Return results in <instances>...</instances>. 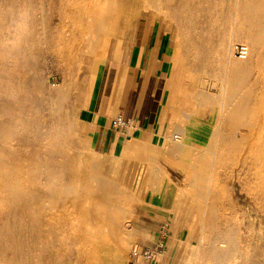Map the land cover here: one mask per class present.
<instances>
[{
    "label": "rangeland",
    "instance_id": "rangeland-1",
    "mask_svg": "<svg viewBox=\"0 0 264 264\" xmlns=\"http://www.w3.org/2000/svg\"><path fill=\"white\" fill-rule=\"evenodd\" d=\"M235 2L0 0V123L3 122L0 157L11 170L9 183L14 186L12 193L0 192V195L4 193L0 196V264H54L55 261V264H129L134 261L132 248L135 245L146 247L138 229L143 224V214L150 210L145 203L152 193L162 191L153 187L162 186L168 180L164 162L167 160L165 150L170 147L183 162L181 168L184 169L179 174L177 189L174 188L181 206L179 212L183 210L179 218L187 230L195 231V237L187 235L180 247L184 255L182 263L229 264L235 257L238 260L235 264H264V260L261 261L264 259V226H261L264 225V196L259 198L260 179L249 150L264 120V113L259 109L264 103V63L258 60L264 58V49L263 41L256 36L248 20L242 28L243 35L233 39L231 18ZM146 23L152 26V37L156 36L157 43L164 49L162 57L171 70L172 82L167 96L169 100L176 97L177 101L176 118L169 127L170 132L180 135L181 139L169 140L163 145L136 138L132 131L123 132L124 140L117 155L103 156L93 150L86 119L112 45L117 47L132 39L137 27H142V32ZM93 35H98L96 41ZM251 37L256 43L252 61L243 67L232 65L230 69V60L232 63L241 60L235 52L237 46H245L247 38ZM217 42L225 45V53L216 50ZM218 53L225 54H221L223 59ZM225 68L233 71L229 74L232 84L237 76L242 83L226 102L221 118L219 99ZM248 94L251 96L249 114L237 121L229 113L231 107ZM5 128L10 131L9 141L2 137ZM219 131L221 137L217 136ZM154 153L158 154L155 159ZM196 159L201 161L200 168L197 166L201 169L198 190L195 189ZM96 180L107 186L94 193ZM214 185H218V189ZM108 186L119 193L117 204L127 212L124 227L130 232L129 243L121 258L110 253L97 261L87 260L77 246L70 228L71 220L57 212L41 213L31 199L53 187L76 194L82 207L84 198L105 194ZM55 236L65 238L67 245L58 242ZM159 240L158 232L154 245Z\"/></svg>",
    "mask_w": 264,
    "mask_h": 264
},
{
    "label": "crops",
    "instance_id": "crops-1",
    "mask_svg": "<svg viewBox=\"0 0 264 264\" xmlns=\"http://www.w3.org/2000/svg\"><path fill=\"white\" fill-rule=\"evenodd\" d=\"M141 28L137 27L132 39L117 47L112 45L94 95L92 110L86 119L93 150L103 156H116L124 140L123 132L111 123L118 114L132 125L124 133L132 131L136 138L162 143L181 139L180 135L170 132L169 127L176 118L177 98L169 100L167 96L172 81L171 70L165 63L166 58L162 57L164 49L157 43L156 36L152 37L151 25L146 23L142 32ZM154 154L153 159L158 156ZM165 154L168 180L162 186L153 187L162 191L152 193L146 201L150 210L143 214V224L138 229L144 246L152 247L158 238L159 228L168 224L170 235L167 247L154 264H183L184 255L180 247L187 235L195 237V231L187 230L179 218L183 210L179 212L181 206L174 191L178 187L179 174L184 172L181 168L183 162L178 160L172 147L165 150ZM129 264L150 263L131 260Z\"/></svg>",
    "mask_w": 264,
    "mask_h": 264
},
{
    "label": "bare ground",
    "instance_id": "bare-ground-1",
    "mask_svg": "<svg viewBox=\"0 0 264 264\" xmlns=\"http://www.w3.org/2000/svg\"><path fill=\"white\" fill-rule=\"evenodd\" d=\"M92 1V0H91ZM167 1V0H166ZM76 2V1H75ZM78 2V1H77ZM185 2V1H184ZM94 4V3H93ZM73 5V4H72ZM84 5V4H83ZM88 5V4H87ZM98 5V4H97ZM175 5V4H174ZM184 5V4H183ZM75 6V5H74ZM78 6V5H77ZM179 6V5H178ZM84 7V6H83ZM148 7V6H147ZM76 8V7H75ZM90 8V6H89ZM105 8V7H104ZM103 8V9H104ZM94 9V8H93ZM174 9V8H173ZM101 10V9H100ZM94 11V10H93ZM103 11V10H102ZM90 11H88L89 13ZM73 13V12H72ZM91 14V13H90ZM106 17V16H105ZM250 22V24H252V28H255V33L256 36H258V38H260L263 43L261 44L262 49H264V0H236L235 2V7H234V12L232 14V18H231V22H232V32H233V39L237 40L240 38V35H243V31L245 28V25L247 24L248 21ZM79 23V22H78ZM79 25V24H78ZM44 26V25H43ZM101 26V25H100ZM86 27V26H85ZM251 30V29H250ZM92 31V30H91ZM88 32V31H87ZM99 34V32H98ZM102 34V33H101ZM89 35H91L89 33ZM95 35V34H94ZM93 35V36H94ZM103 35V34H102ZM105 35V34H104ZM63 36V35H62ZM87 36V35H86ZM97 36H94L95 40L97 39ZM90 36H88L87 38H89ZM101 37V36H99ZM91 38V37H90ZM237 38V39H236ZM100 39V38H99ZM104 39V36H103ZM231 39V38H230ZM82 40V39H81ZM101 40V39H100ZM260 40V41H261ZM62 41V40H61ZM76 41V40H75ZM20 42V41H19ZM83 42V40H82ZM102 42V41H101ZM92 43V42H91ZM99 43V42H98ZM80 44V43H79ZM68 45V44H67ZM247 45V46H246ZM246 45H245V49H246V54L244 57H240L241 60H237L234 61L232 63V61L230 60V69L231 66L234 65L235 67H243L246 66L248 64H250V62L253 59V50L256 47V43L254 41V37L251 38H247L246 40ZM62 46V45H61ZM77 47V46H76ZM225 45H223V43L221 44V42H217L216 44V50L220 51L223 53H225ZM215 49V48H214ZM261 49V48H260ZM261 49V50H262ZM217 51V52H218ZM251 51V52H250ZM76 52V51H75ZM217 52H215V54H217ZM221 53V54H222ZM219 56L221 55L220 53H218ZM251 54V56H250ZM4 55V54H3ZM16 55V54H15ZM76 55V54H75ZM225 55V54H222ZM221 55L222 59L223 56ZM229 55V54H228ZM218 56V55H217ZM218 56V57H219ZM17 57V56H15ZM76 57V56H75ZM73 56V58H75ZM231 57V55H230ZM257 57V56H255ZM2 58V57H1ZM225 58V57H224ZM243 58V59H242ZM220 59V58H218ZM229 59V58H228ZM221 60V59H220ZM257 60V59H256ZM261 61V63H264V58H260L259 59ZM228 61V60H227ZM226 62V61H225ZM224 62V63H225ZM18 64V63H17ZM225 65V64H224ZM228 66V63L226 64ZM225 65V66H226ZM256 67V66H255ZM228 69V68H227ZM230 69L226 70V75H225V79L222 82L221 85V89H220V93H221V97L219 99V102L221 104V118H223L224 115V111L226 110L225 108V104L228 101L229 98L233 97L234 94V90L236 88V86L241 85V79L239 78V76L233 78V82L234 84H232V82H230V77L229 74H231ZM256 72V71H255ZM249 74V73H248ZM211 75V74H210ZM264 75V74H263ZM262 75V76H263ZM36 77V76H35ZM5 78V77H4ZM221 79V78H220ZM222 80V79H221ZM232 80V79H231ZM40 83V82H39ZM217 83V82H216ZM215 83V84H216ZM205 84V83H204ZM221 84V83H220ZM21 87H23L21 85ZM204 87V85H203ZM213 87L214 86L213 84ZM217 88V87H216ZM214 89V88H213ZM212 89V90H213ZM218 89V88H217ZM256 89V88H255ZM254 89V90H255ZM245 90V89H244ZM256 91H258L256 89ZM261 91V90H259ZM209 92V91H208ZM215 92V91H213ZM212 94V93H211ZM216 94V93H215ZM214 95V93H213ZM258 95V94H257ZM216 96V95H215ZM256 96V95H255ZM254 96V97H255ZM259 96V95H258ZM16 97V96H15ZM6 98V97H5ZM263 99V98H262ZM259 100L261 101V99L259 98ZM259 101V102H260ZM6 102V101H5ZM242 103V104H241ZM250 103H251V96L250 94L246 95L241 101L236 102L235 104H233V106L231 107L230 110V114L231 117L233 119L237 118L239 121V118H241L244 114L248 113L249 114V110H250ZM5 104V103H4ZM8 104V103H7ZM10 104V103H9ZM259 104V103H258ZM264 103L260 104L259 109L260 111H262L264 113ZM253 105V103H252ZM2 106V105H1ZM219 106V105H218ZM11 107V106H10ZM16 110V109H15ZM3 111H1L2 113ZM16 112V111H14ZM9 113V112H8ZM9 117V114H8ZM11 117V116H10ZM15 117V116H14ZM10 118H8L9 120ZM12 120V119H11ZM235 121V120H234ZM236 121V122H237ZM6 122V120H5ZM254 122V121H253ZM3 124V122H2ZM0 123V125H2ZM254 125V124H253ZM3 126V125H2ZM258 126V125H257ZM21 127V126H20ZM6 129V128H5ZM52 129V128H51ZM249 129V127H248ZM219 130H221L219 128ZM244 132V131H243ZM240 133V132H239ZM248 133V131H247ZM255 133V131L253 132ZM2 133H0L1 135ZM213 134V133H212ZM233 134V133H232ZM246 134V133H245ZM220 135V137L222 136V133L219 131L217 133V136ZM227 135V134H226ZM255 135V134H254ZM253 136V135H252ZM3 139H6V141H9L10 139V131L9 130H4L3 131V135H2ZM20 137V136H19ZM40 137V136H39ZM227 137V136H225ZM249 137V136H247ZM48 138V137H47ZM229 138V137H228ZM256 142H254L251 147H250V153H251V158L253 160V162H255V171H256V175L257 177H259L260 182H259V188H258V194H260L262 198V196H264V120L262 119L260 122V125L258 127V132H257V136L255 137ZM1 139V138H0ZM25 139V138H24ZM51 139V138H50ZM224 139V138H223ZM230 139V138H229ZM18 140V139H17ZM53 140V139H51ZM2 141V140H0ZM46 141V140H45ZM180 141V140H179ZM4 142V141H3ZM24 142V140L22 141ZM52 142V141H51ZM49 142V143H51ZM235 142H238L237 139H235ZM10 143V142H9ZM21 143V142H20ZM46 143V142H45ZM43 143V144H45ZM47 144L49 146H51L50 144ZM225 143V142H224ZM223 143V146H224ZM252 143V142H251ZM222 144V142L220 143ZM219 144V145H220ZM22 145V144H21ZM25 145V144H23ZM32 145V144H31ZM35 146V144H33ZM217 145V144H216ZM218 145V146H219ZM16 145H14L15 147ZM26 146V145H25ZM30 146V145H29ZM44 146V145H43ZM19 147V146H18ZM24 146H22L23 148ZM53 147V146H52ZM225 147V146H224ZM5 148V147H4ZM38 148V147H37ZM67 148V147H66ZM216 148V147H215ZM221 148V147H220ZM231 148V147H230ZM18 149V148H16ZM32 149V148H31ZM30 149V150H31ZM45 149V148H44ZM246 149V148H245ZM2 150V149H1ZM34 150V148H33ZM40 150V149H39ZM231 149H229L228 151L230 152ZM19 152V151H18ZM220 152V150H219ZM234 152V151H233ZM24 153V152H23ZM40 153V152H38ZM223 154V153H222ZM24 155V154H23ZM41 155V154H40ZM244 155V154H243ZM243 155L241 157H243ZM32 156V155H31ZM25 157V156H24ZM23 157V158H24ZM55 157V156H54ZM3 158V157H2ZM2 158L0 157V192H9L12 193V190L14 189L13 185L11 183H9V174L11 172L10 168L8 166H6V164L4 163V161L2 160ZM28 158V157H27ZM31 158V157H30ZM59 158V157H58ZM217 158V157H216ZM25 159V158H24ZM23 159V160H24ZM60 159V158H59ZM240 159V158H239ZM249 159V158H248ZM6 160V159H5ZM27 160V159H26ZM35 160V159H34ZM45 160V158H44ZM219 160V159H218ZM28 161V160H27ZM32 162V160H30ZM220 161V160H219ZM29 162V161H28ZM45 162V161H44ZM43 162V163H44ZM200 160L196 159L195 164V189H199L201 188V178H200V172L201 169H199L200 167ZM248 162V161H247ZM27 163V162H26ZM25 164V162H24ZM35 164V163H33ZM59 164V163H58ZM207 164V163H206ZM253 164V163H252ZM30 165V164H29ZM36 166V165H34ZM199 168H198V167ZM30 167V166H29ZM68 167V166H67ZM66 167V168H67ZM209 167V166H208ZM20 168V166H19ZM26 171H27V167H25ZM31 168V167H30ZM32 168L34 169V167L32 166ZM244 168V167H241ZM252 168V167H251ZM18 169V168H17ZM24 169V168H23ZM210 169V168H209ZM207 169V170H209ZM213 169V168H212ZM32 171V169H30ZM68 172V170H66ZM213 171V170H212ZM25 171H23L24 173ZM38 173V172H37ZM36 173V175H37ZM252 173V172H251ZM255 173V172H254ZM24 174H28L27 172ZM71 174V173H70ZM223 174V173H222ZM29 175V174H28ZM69 175V173H68ZM31 176V175H30ZM35 176V175H34ZM70 176V175H69ZM211 176V175H210ZM37 177V176H36ZM68 177V176H67ZM66 177V179H67ZM216 177V176H215ZM240 177V176H239ZM249 177V175H248ZM247 177V178H248ZM256 177V176H255ZM28 178V177H27ZM30 179V178H29ZM28 179V180H29ZM35 180V179H34ZM225 180V179H224ZM245 180V179H244ZM220 180H218L219 182ZM27 182V181H26ZM97 184L94 186L93 192L94 191H99L104 189L107 184L101 180H96ZM223 182V181H222ZM69 183V181H68ZM211 183V182H210ZM217 183V181H216ZM70 184V183H69ZM215 184V183H214ZM241 184V183H239ZM216 185V184H215ZM214 185V186H215ZM27 186V183H26ZM218 186V185H217ZM217 186H215V188H217ZM210 187V186H209ZM30 188V187H29ZM38 188V187H37ZM41 189V188H40ZM39 189V190H40ZM192 189V188H191ZM218 189V188H217ZM216 189V190H217ZM223 189V188H222ZM38 190V189H37ZM222 191V190H221ZM246 191V190H245ZM209 192V189H208ZM223 192V191H222ZM95 193V192H94ZM4 194V193H3ZM2 194V195H3ZM119 195V193H116V191L114 189L111 188V186H108V192H106L105 194H91L89 195L86 199L84 198V201L82 202V207H81V200L80 198L76 195L73 194L71 192H66L63 189H59V188H53V187H49L47 190L44 191V194L42 196L39 195H34L31 197V199L34 202V205L36 207V209L40 210L41 213H49V214H53V212H57L60 215H63L64 217H66L67 219L71 220V230L73 232V234L75 235L76 239H77V246L78 248H80L83 251V254L87 256V260H91V261H97L100 259V257L102 255H104V257L109 256V254H113L116 257L121 258L123 256L124 251H126L125 246L128 242V232L125 229V219H127V212L121 208H119L118 206V200H116V195ZM0 195V196H2ZM224 195V194H223ZM8 197V196H7ZM209 197V196H208ZM207 197V198H208ZM215 197V196H214ZM9 198V197H8ZM14 199V197H12ZM2 199V198H1ZM218 199V198H217ZM216 199V201H217ZM223 199V198H221ZM5 200V199H4ZM224 200V199H223ZM3 201V200H2ZM201 201V200H200ZM220 200H218L219 202ZM1 202V201H0ZM8 202V200H7ZM207 202V201H206ZM222 202V201H221ZM219 202V203H221ZM262 202V201H261ZM4 202H2L3 204ZM9 203V202H8ZM200 204V203H199ZM207 204V203H206ZM206 204L204 205V207L206 206ZM223 204V202H222ZM226 204V203H225ZM10 205V203H9ZM13 205V204H12ZM15 205V204H14ZM261 205V203L259 202V206ZM18 206V205H17ZM4 207V206H2ZM23 207V206H22ZM25 207V206H24ZM250 207V206H249ZM5 208V207H4ZM3 208V209H4ZM12 208V207H11ZM207 208V207H206ZM226 208V207H225ZM256 208V207H255ZM1 209V208H0ZM8 209V207H6V210ZM200 209V208H199ZM13 210V209H12ZM4 211V210H3ZM130 211V210H129ZM208 211V210H207ZM226 211V210H225ZM229 211V210H227ZM25 212V211H24ZM205 212V210H204ZM262 212V211H261ZM2 213V212H1ZM4 213V212H3ZM7 213V212H6ZM27 213V212H26ZM201 213V212H200ZM199 213V214H200ZM209 213V212H208ZM5 214V213H4ZM8 214V213H7ZM6 214V215H7ZM38 214V213H36ZM40 214V215H43ZM48 214V215H49ZM204 214V213H203ZM239 214V213H238ZM2 216V214H0ZM90 215V217H89ZM129 215V214H128ZM205 215V214H204ZM209 215V214H207ZM225 215V214H223ZM228 215V214H227ZM4 217V216H3ZM2 217V218H3ZM7 217V216H6ZM27 217V215H26ZM44 217V216H43ZM46 217V216H45ZM226 217V216H225ZM246 217V216H245ZM244 217V218H245ZM28 218V217H27ZM41 218V216H40ZM202 218V217H201ZM205 218V217H204ZM204 218L202 220H204ZM5 219V218H4ZM39 219V218H38ZM46 219V218H45ZM47 221H49V217H47ZM53 219V218H52ZM219 219V216H218ZM216 220V219H215ZM258 220V219H257ZM6 221V220H5ZM41 221V220H40ZM52 221V220H51ZM57 221V220H56ZM67 221V220H66ZM50 222V221H49ZM256 222V220H255ZM258 222V221H257ZM264 222V221H263ZM44 223V222H43ZM58 227V222H55ZM54 223V224H55ZM66 224V222H64ZM129 223V222H128ZM204 223V221H203ZM42 224V223H41ZM62 224V223H61ZM1 225V222H0ZM40 225V224H39ZM47 225V224H46ZM215 225V224H214ZM217 225V224H216ZM42 226V225H41ZM52 226V225H51ZM55 226V227H56ZM61 226V225H60ZM262 227L264 225H261ZM66 228V227H65ZM213 228V226H212ZM219 228V227H218ZM264 228V227H263ZM51 229V227H50ZM59 229V228H58ZM57 229V230H58ZM128 229V228H127ZM62 230V229H61ZM66 230V229H65ZM54 231V229H53ZM59 231V230H58ZM256 232V230H254ZM260 231V230H259ZM44 232V231H43ZM47 232V231H46ZM56 232V231H55ZM65 232V231H64ZM68 232V230H67ZM254 232V233H255ZM264 232V230H263ZM49 233V231H48ZM61 233V232H60ZM130 233V232H129ZM259 234H261V232H258ZM257 233V235H258ZM62 234V233H61ZM66 234V233H65ZM70 234V233H68ZM67 234V235H68ZM43 235V233H42ZM63 235V234H62ZM46 236V234H45ZM51 236V235H50ZM61 236V235H60ZM64 236V235H63ZM5 237V236H4ZM52 237V236H51ZM69 237V236H68ZM241 237V236H240ZM252 237V235H251ZM254 237V236H253ZM258 237V236H257ZM8 238V236H7ZM58 242L61 243H65L64 245L66 246L68 241H65V238H59V236H55L54 237ZM242 238V237H241ZM6 239V238H5ZM51 239V238H50ZM254 239V238H253ZM54 240V239H53ZM67 240V239H66ZM72 240V239H71ZM70 240V241H71ZM242 240V239H241ZM261 241V240H259ZM47 242V241H46ZM54 242V241H53ZM72 242V241H71ZM262 242V241H261ZM60 243V244H61ZM73 243V242H72ZM72 243H69L72 244ZM129 243V242H128ZM249 243V242H248ZM251 243V242H250ZM256 243V242H255ZM45 244V243H44ZM59 244V245H60ZM253 244V243H251ZM258 244V243H257ZM261 244V243H259ZM49 245V244H48ZM68 245V246H69ZM129 245V244H128ZM57 246V244H56ZM219 246V245H218ZM244 246V245H242ZM60 247V246H59ZM61 248V247H60ZM129 248V247H128ZM250 249L252 247H249ZM64 249V248H63ZM128 250V249H127ZM200 250V249H199ZM62 251V250H61ZM65 251V249H64ZM127 252V251H126ZM250 252V251H249ZM61 253V252H60ZM11 254V253H10ZM48 254V253H47ZM59 254V253H58ZM64 254V253H63ZM82 254V253H81ZM82 254V255H83ZM248 254V253H247ZM54 255V254H53ZM62 255V254H61ZM66 255V254H65ZM250 255V254H249ZM56 256V255H55ZM63 257V256H62ZM10 258V257H9ZM60 258V257H59ZM260 258V257H258ZM263 258V257H262ZM111 259V258H110ZM62 260V259H61ZM112 260V259H111ZM237 258L234 257V259L229 263V264H235L236 263ZM248 260V259H247ZM254 260V259H253ZM264 259H262L261 261H263ZM46 261V259H45ZM51 261V260H50ZM238 261V260H237ZM57 262V261H55ZM54 262V264H55ZM263 263V262H262ZM261 263V264H262ZM44 264V263H43ZM59 264V263H58ZM247 264V263H246Z\"/></svg>",
    "mask_w": 264,
    "mask_h": 264
},
{
    "label": "built area",
    "instance_id": "built-area-1",
    "mask_svg": "<svg viewBox=\"0 0 264 264\" xmlns=\"http://www.w3.org/2000/svg\"><path fill=\"white\" fill-rule=\"evenodd\" d=\"M235 52L240 56L244 57L246 54V49L244 45L237 46ZM112 126L115 129H118L122 132H125L128 128H132V125L129 121L125 120L121 114L116 115L112 118ZM170 235V227L168 224H163L159 230V238L160 240L156 243V245L152 247H141L135 245L132 248L131 256L134 261H143L148 262L150 264H154L158 261L162 253L165 251V244L169 240Z\"/></svg>",
    "mask_w": 264,
    "mask_h": 264
}]
</instances>
